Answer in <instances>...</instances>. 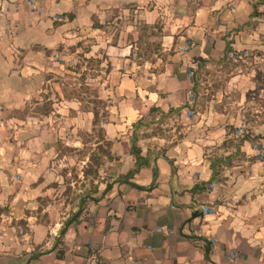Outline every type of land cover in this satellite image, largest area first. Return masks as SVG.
I'll use <instances>...</instances> for the list:
<instances>
[{"label":"crops","instance_id":"crops-1","mask_svg":"<svg viewBox=\"0 0 264 264\" xmlns=\"http://www.w3.org/2000/svg\"><path fill=\"white\" fill-rule=\"evenodd\" d=\"M255 5L264 12L256 0H0V264H264L261 129L240 135L231 118L224 138L242 157L231 145L214 176L207 144L221 133L185 118L200 62L254 41L242 26ZM76 60H97L83 67L108 101L95 149L110 143L96 171L81 157V181L66 161L77 157L54 146L94 131L98 108L81 107L94 102L57 82ZM145 117L164 128L141 131L147 164L123 180Z\"/></svg>","mask_w":264,"mask_h":264},{"label":"rangeland","instance_id":"rangeland-1","mask_svg":"<svg viewBox=\"0 0 264 264\" xmlns=\"http://www.w3.org/2000/svg\"><path fill=\"white\" fill-rule=\"evenodd\" d=\"M256 1L257 4H263L264 2V0ZM29 2L32 3L33 0H29ZM242 27L256 30L254 41L247 43L248 45L243 48L233 47L229 52L225 51L217 58H206L200 62V66L197 68L195 74L197 83L194 90V99L189 109H187L185 116L190 122L193 119L202 120V124L198 127L196 126V128H198V132L204 133L207 137L211 135V131L218 133V135L221 133L220 141L207 144V148L209 149L207 150L209 154L208 158L211 164L213 163L216 167L215 170H217L218 174L222 166L230 162L229 157L226 156L224 151L230 148L231 145H238V150L240 148L238 138V141H230L229 138H224L226 130L230 127L233 132H236L235 126L228 123L231 118L244 121L241 123V126L236 128L240 135L249 136L256 127L260 128L261 135H264V12H259L256 7L251 14V20L245 22ZM96 65L97 60L87 63L77 61L72 66L66 67L67 72L64 71L65 74L57 75V82L63 89H66V96L79 97L80 99L84 97L91 103H94L92 105L84 103L81 107H97L100 113L93 132L87 133L84 130H80L76 134L81 142L78 143V146H74L76 142H74L73 146H64L62 138L54 142L56 149L67 151V153L72 152L73 156L77 157L78 160L76 158L66 160L69 167H74L70 179L73 178L77 181L82 180L79 177L82 165L79 160L85 154L90 153L93 155L98 151V147L95 149L94 144L98 141L97 137L103 138L102 124L108 118V111L106 110L107 99L96 98L97 91L99 90V81L96 79L97 72L83 70L84 66L95 67ZM106 68L107 65L104 66V69ZM95 69H97V66ZM84 92L87 93L84 94ZM42 109L48 110L49 106L43 104ZM147 119L149 118L145 117L143 123L141 122L142 124L136 128H134L135 126L133 127L139 137L150 133V131L156 132L164 128L161 125H150ZM148 128L152 130L148 133H141V131L146 132ZM240 137L241 141L243 138L242 136ZM102 147L105 152H108V143L104 142ZM235 153L238 159L242 157L240 156L242 155L240 150ZM260 155L264 159L262 151ZM101 163H103V157H100L98 160L94 159V166Z\"/></svg>","mask_w":264,"mask_h":264},{"label":"trees","instance_id":"trees-1","mask_svg":"<svg viewBox=\"0 0 264 264\" xmlns=\"http://www.w3.org/2000/svg\"><path fill=\"white\" fill-rule=\"evenodd\" d=\"M233 47H232V45H231V42L229 41V42H227V45H226V48H225V51L226 52H229L231 49H232ZM196 80H195V87H196ZM98 117H99V111H98V109H95L94 110V121H93V124L94 125H96V123H97V121H98ZM141 124V121H138L137 123H135L134 125H133V127L134 128H136V127H138L139 125ZM139 139H140V137H139V135L137 134V132L136 131H134L133 132V134H132V136H131V144H132V146H131V154H133L134 155V157H135V159H136V162H135V167L132 169V170H130L127 174H125L124 176H123V180H129L136 172H138L144 165H146L147 164V161H146V159L142 156V154H141V152H142V149H141V147L139 146ZM106 143H108V145H110V143L109 142H106ZM110 147V146H109ZM98 149H99V151L101 150L103 153H106V154H108L109 152H105L104 150H103V147H102V144L101 145H99V147H98ZM95 154V153H94ZM94 154L92 155V157H91V159H92V163L89 165L90 167H91V170L93 169V170H97V166H99V164L98 165H96V166H94V159L96 160H98V158H96L95 156L97 155V154H95V156H94ZM211 168L213 169V174H214V176H216L217 174H218V172H217V170H215V166L213 165V163L211 164ZM87 172H88V170H87ZM154 181H153V183L149 186V187H139L140 189H146V190H148V189H153L154 187H155V185H156V176H157V173L155 172L154 173ZM80 214V211L77 213V215H79ZM197 214V213H196ZM72 223V220H67L66 222H65V224L63 225V227H62V229H61V234H64L66 231H67V229H68V227L70 226V224Z\"/></svg>","mask_w":264,"mask_h":264},{"label":"built area","instance_id":"built-area-1","mask_svg":"<svg viewBox=\"0 0 264 264\" xmlns=\"http://www.w3.org/2000/svg\"><path fill=\"white\" fill-rule=\"evenodd\" d=\"M191 45H193V43L189 42V44H187L186 46L182 47V50H185V51L188 50L189 46H191ZM262 152L264 153V151H262ZM214 185L215 184H211V187H214ZM202 210H203L204 213H209L210 212V207L205 205V206H203Z\"/></svg>","mask_w":264,"mask_h":264}]
</instances>
